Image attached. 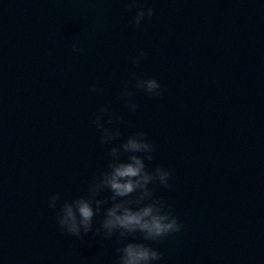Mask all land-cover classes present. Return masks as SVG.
Returning a JSON list of instances; mask_svg holds the SVG:
<instances>
[{"label":"water","instance_id":"water-1","mask_svg":"<svg viewBox=\"0 0 264 264\" xmlns=\"http://www.w3.org/2000/svg\"><path fill=\"white\" fill-rule=\"evenodd\" d=\"M130 155L149 195L112 199ZM80 199L76 237L58 221ZM153 202L179 232L104 234L113 204ZM129 243L151 264H264V0H0V264H120Z\"/></svg>","mask_w":264,"mask_h":264},{"label":"clouds","instance_id":"clouds-1","mask_svg":"<svg viewBox=\"0 0 264 264\" xmlns=\"http://www.w3.org/2000/svg\"><path fill=\"white\" fill-rule=\"evenodd\" d=\"M146 14L152 16V9L149 8L147 13L143 10L138 11L133 18V23L140 24ZM143 55V52L139 53L138 59L143 57ZM140 85L144 87L146 92L155 97H159L162 94L161 86L156 79H145L140 82ZM96 120L98 125L99 117ZM142 135L140 134L141 137ZM121 147L126 152L131 153L143 152L147 154L152 151V146L140 137L128 138L127 142L122 144ZM112 151L115 154L116 149ZM145 159L151 160L152 157L146 155ZM109 167L111 171L104 176L101 183L112 191V199L127 196L137 189L141 190L142 199L149 195L145 186L153 179V174L145 170V165L140 157L130 155L127 162L110 164ZM156 175L161 184L167 186L169 172L163 169H157ZM51 199L54 202L56 197H52ZM96 203L99 205L101 201H97ZM95 211L98 212L99 207ZM93 215L94 210L89 202L80 199L75 202L74 206L64 205L63 215L60 216L58 223L61 230H66L68 233L79 237L81 230L84 233L89 231ZM101 227L106 230L105 235H110L114 229L120 228L128 233L140 231L145 234L146 238L152 239L181 230V224L177 218L170 214H161L160 208L155 202L138 207L135 210L121 203H115L106 210L105 219ZM121 251L120 264H151V262L160 258L157 251L145 247L142 244L129 243Z\"/></svg>","mask_w":264,"mask_h":264}]
</instances>
